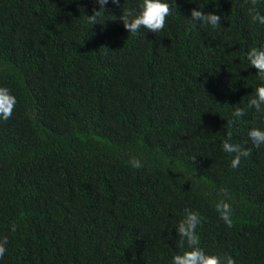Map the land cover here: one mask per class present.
I'll use <instances>...</instances> for the list:
<instances>
[{
  "label": "trees",
  "instance_id": "16d2710c",
  "mask_svg": "<svg viewBox=\"0 0 264 264\" xmlns=\"http://www.w3.org/2000/svg\"><path fill=\"white\" fill-rule=\"evenodd\" d=\"M165 2L162 31L130 34L142 0H0V87L17 100L0 119V264H172L185 209L206 254L264 264V145L248 136L264 130L248 106L264 80L247 60L264 0ZM200 5L220 28L192 20ZM228 132L250 150L235 169Z\"/></svg>",
  "mask_w": 264,
  "mask_h": 264
},
{
  "label": "clouds",
  "instance_id": "9594fccd",
  "mask_svg": "<svg viewBox=\"0 0 264 264\" xmlns=\"http://www.w3.org/2000/svg\"><path fill=\"white\" fill-rule=\"evenodd\" d=\"M96 2L101 6L100 10H104L109 0H96ZM111 2L119 5V0H111ZM251 3L255 7L257 0H251ZM139 7L140 10L135 15L131 10H126L123 13L122 21L125 29L130 34L139 32L141 28L152 33L160 32L165 28L167 18L172 14V6L170 3L165 2V0H142V4ZM203 7V5H200V10L193 9L191 11L192 20L208 25L213 29L220 28L221 16L212 12L206 13L203 11ZM80 10L81 12L84 11L83 8ZM99 11H95L92 16H87L91 24L96 23V16ZM253 20L264 24V15L256 12ZM247 60L256 69L260 78L264 80V49L252 48L247 54ZM16 103V97L10 93L9 89L0 87V119L5 121L10 119ZM261 105H264V86L257 87L254 97L250 99L248 104L249 107H254L257 112H264V108ZM233 115L234 117H243L245 111L244 109L237 108ZM248 136L256 148L264 145V130L254 127L249 131ZM231 140L232 133L228 132L227 139L222 144V149L226 153L235 154L231 162V167L235 169L240 165L241 157H248L250 155V150L242 147L240 144L232 143ZM129 164L131 167L137 169L143 167L141 160L136 157H132L129 160ZM218 195L222 198L216 203V210L219 213L220 219L228 227H232L233 209L231 204L227 202L230 199L229 193L226 189H222ZM184 211L186 215L178 224L176 231L180 237L179 246L184 248L186 243L189 250L184 251L182 254L174 255L172 264H235L234 259L230 256L221 259L219 256L209 255L204 252L199 246L200 241L196 231L197 227L201 225L202 217L198 212L189 209H185ZM11 230L13 232L16 231L15 224L11 226ZM8 242L6 236L0 239V259L6 253V245Z\"/></svg>",
  "mask_w": 264,
  "mask_h": 264
}]
</instances>
